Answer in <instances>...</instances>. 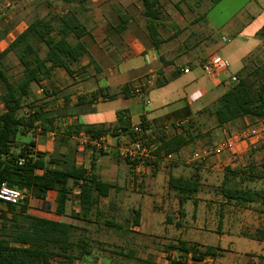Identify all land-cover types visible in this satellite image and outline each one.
Segmentation results:
<instances>
[{
	"label": "crops",
	"instance_id": "1",
	"mask_svg": "<svg viewBox=\"0 0 264 264\" xmlns=\"http://www.w3.org/2000/svg\"><path fill=\"white\" fill-rule=\"evenodd\" d=\"M212 3L158 0L154 7L159 16L157 46L146 31L141 0H90V5L79 10L78 18L88 30L81 39L87 55L70 66L71 74L56 68L44 81L46 93L38 101L44 120L24 137L34 142L33 152L44 154L45 160L53 153L67 152L68 145L75 147L76 166L114 186L109 196L99 199L98 216L88 221L70 217L71 212L79 211L77 185L63 215L54 212V193L46 195L45 209L33 194L27 196L29 215L71 224L80 229L75 238L82 236L90 243V255L75 264H111V256L102 259L109 252L105 250L107 244L119 246L124 259L132 260L124 255L133 253L137 259L151 257L155 264H171V260L186 264H264V206H241L221 195L226 184L264 190V171H256L253 164L258 148L262 144L264 148V120L244 117L219 125L210 113L214 102L232 85V76L240 79L264 67V25L247 36L238 34L243 39L238 46L247 43L250 48L232 58L227 71L211 79L199 65L211 55L227 60L230 55L221 40L226 36L207 28ZM256 14H249L248 25ZM120 18L127 21L124 30L118 26ZM27 25L8 32V44ZM186 68L189 73L185 74L182 70ZM157 80L166 83L157 86ZM136 89L139 92L134 93ZM34 90L35 85L26 103L36 102ZM120 111L124 117L118 119ZM127 117L129 130L144 120L143 136L153 151L161 137L180 134L188 143L176 153L153 155L143 163L123 161L117 149L120 136L112 131ZM86 126L107 133L97 138L83 131L70 133ZM83 136L100 140L79 148L78 139ZM216 146L222 150L209 153ZM170 177H196L198 181L197 192L181 207L176 193L168 189ZM179 242L217 247L222 252L194 263L190 255L180 259L177 250H167ZM95 244L101 248L95 249Z\"/></svg>",
	"mask_w": 264,
	"mask_h": 264
},
{
	"label": "trees",
	"instance_id": "2",
	"mask_svg": "<svg viewBox=\"0 0 264 264\" xmlns=\"http://www.w3.org/2000/svg\"><path fill=\"white\" fill-rule=\"evenodd\" d=\"M62 1L66 4V9L35 16L0 51V186L6 185L24 194V198L16 205L0 201V264H75L82 261L90 255L91 245L82 236L75 238V233L80 229L71 224L29 215L27 196L33 194L43 202L45 209L48 204L46 195L54 193V212L63 215L70 201L72 188L77 185L79 211L71 212L70 217L88 221L89 217L98 216L99 199L109 196L114 187L102 181L94 172L76 166L75 147L67 144V152L53 153L45 160L44 154L33 152L34 142L24 139L39 127L38 123L45 116L38 102L26 103L32 97V86L41 87L45 91L43 83L51 78L54 69L62 68L71 74L70 66L87 55L81 39L88 30L78 18L79 9L70 6L74 0ZM141 3L146 31L153 45L157 46L159 16L154 7L158 0H141ZM126 22V19L120 18L119 28L124 30ZM8 31L9 29L3 30L0 39ZM9 53L17 58L21 67V73L15 79L7 75V67L4 66V59ZM165 83L166 81L157 80L156 85L162 86ZM23 109H27L24 115L21 114ZM210 113L219 125L244 117L264 120V67L232 84L214 102ZM123 114L122 111L118 112L117 118H123ZM138 127L144 131L143 119ZM129 129L127 117L112 132L119 136L122 133L129 134ZM81 131L91 134L92 138L107 133L106 130L94 126H86L83 130L75 128L70 133L78 135ZM187 143L188 140L180 134L170 138L161 137L159 146L152 151V156L176 153ZM16 148L19 150L14 153ZM20 158L24 159L22 165H18ZM261 167L264 171V157ZM261 174L262 172L257 173ZM226 185L221 188V195L227 201H235L241 206L250 203L264 206V190L240 189ZM168 189L176 193L181 207L197 192L198 181L196 177H170ZM167 250H177L180 259L190 255L194 263L202 262L208 256H220L222 252L217 247L199 248L196 243L185 242L168 246ZM124 256L132 259L134 264H155L151 257L142 260L135 258L133 253ZM170 262L186 264L181 260Z\"/></svg>",
	"mask_w": 264,
	"mask_h": 264
},
{
	"label": "rangeland",
	"instance_id": "3",
	"mask_svg": "<svg viewBox=\"0 0 264 264\" xmlns=\"http://www.w3.org/2000/svg\"><path fill=\"white\" fill-rule=\"evenodd\" d=\"M211 1L212 0H207V2ZM6 3H9L10 7H6ZM88 5H90V0H74L71 4L74 9L79 10L86 8ZM181 6L183 5L181 4ZM211 6V11L208 14L207 28L209 31H214V33L218 36L225 35L231 39L230 43L223 45L225 46V52L232 55V57L229 55L228 60L229 62L233 63V59L238 58L244 53L245 50L250 48V45L247 43L238 46V43L243 41V39H241L238 34L247 36L249 33L253 32L256 27L264 25V0H218L214 1ZM62 9H66V6L62 0H0V35L5 29H9L8 32L10 33L14 27L19 26L22 28L32 21L35 16H43L49 11L56 12V10L61 11ZM251 13H257L256 15H259L250 25H248V16ZM7 34H5V36L0 39V51H2L4 47H6V44H8L9 40L6 39ZM14 35L15 33H13L11 37ZM238 47H240L239 50ZM43 53L44 51L41 52V55H43ZM220 54L223 55V52ZM4 66L7 67V75L14 77V79L17 78L21 73L19 62L12 53H9L5 57ZM38 88V86H35L34 90L36 102H38L40 98ZM1 108L2 107H0V110H2ZM25 111L27 112L26 109H24L23 112ZM258 151L259 153L255 155L258 157L257 161L253 164L259 169L258 170L255 168L256 171H261L262 167L260 163L263 159H261L260 156H262V158L264 157L263 144L258 148ZM119 157H121L120 154ZM123 159L124 158H122V160ZM236 172L241 173L239 170H236ZM111 239L107 240L111 242ZM93 246H96L95 249L101 248L100 245L95 244ZM105 250H108L109 252L106 254V257L102 259L108 260L111 256L113 258V260H109L111 264L113 261L114 263L116 262L115 264H134L132 260L122 258L120 255L119 246L117 245L107 244ZM137 253L139 254V250Z\"/></svg>",
	"mask_w": 264,
	"mask_h": 264
},
{
	"label": "built area",
	"instance_id": "4",
	"mask_svg": "<svg viewBox=\"0 0 264 264\" xmlns=\"http://www.w3.org/2000/svg\"><path fill=\"white\" fill-rule=\"evenodd\" d=\"M6 7H10L9 3H6ZM222 42L225 44H228L231 42V39L229 37H222ZM201 72L206 75L207 77L211 79L217 78L222 72L227 71L230 67V63L226 58L217 56V55H211L207 59H205L200 65ZM183 73H189V70L183 69ZM230 81L232 84L238 83L239 79L236 76H232L230 78ZM139 92V90H135L134 93ZM38 93L41 97L45 96V91L43 88H38ZM30 113H33V111H30ZM51 136L53 137V134L51 133ZM120 139L118 142V151L121 156V158L127 159L128 161L137 162V163H143L147 159H150L152 157V151L153 149L151 146L147 143V141L144 139L143 132L140 127H133L129 131V134H120ZM99 139L91 140L88 138V136H83L78 139L77 146L79 148H84L85 145L88 142H92V144H97L99 142ZM225 147V146H224ZM222 150V147L216 146L211 149H209V153H216L218 154ZM24 163V159L20 158L18 159V165H22ZM24 198V194L15 189L8 187L6 185L0 186V201L4 203L9 204H18L22 199Z\"/></svg>",
	"mask_w": 264,
	"mask_h": 264
}]
</instances>
